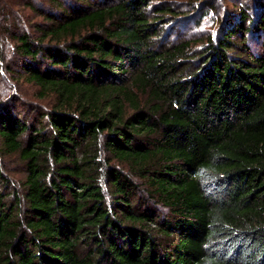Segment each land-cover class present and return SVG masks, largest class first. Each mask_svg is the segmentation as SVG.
<instances>
[{"label": "trees", "instance_id": "trees-1", "mask_svg": "<svg viewBox=\"0 0 264 264\" xmlns=\"http://www.w3.org/2000/svg\"><path fill=\"white\" fill-rule=\"evenodd\" d=\"M49 1L11 72L55 102L0 100V264H264V0L201 46L164 2Z\"/></svg>", "mask_w": 264, "mask_h": 264}, {"label": "rangeland", "instance_id": "rangeland-1", "mask_svg": "<svg viewBox=\"0 0 264 264\" xmlns=\"http://www.w3.org/2000/svg\"><path fill=\"white\" fill-rule=\"evenodd\" d=\"M30 2L44 9L50 6L49 0H0V100L14 99L23 115L31 112L33 116L37 113L32 111L35 106L50 109L55 97H41L38 85L18 79L11 72L17 71L15 62L18 59L14 34L29 31L35 35L34 24L41 20L29 6ZM160 2L174 10L161 17L164 35L168 32L167 37L172 40L182 37L199 40L196 46H201L208 35L215 37L225 23L233 22L241 7L253 6L256 0H154L152 4ZM255 41L252 37L253 50L258 48V41ZM2 162L5 175L21 191L26 174L24 163L17 156L4 157Z\"/></svg>", "mask_w": 264, "mask_h": 264}]
</instances>
